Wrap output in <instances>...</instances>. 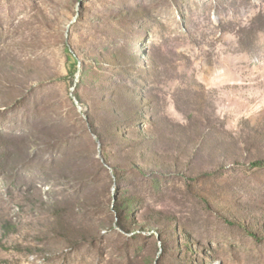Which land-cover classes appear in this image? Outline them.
Returning a JSON list of instances; mask_svg holds the SVG:
<instances>
[{
	"label": "rangeland",
	"instance_id": "1",
	"mask_svg": "<svg viewBox=\"0 0 264 264\" xmlns=\"http://www.w3.org/2000/svg\"><path fill=\"white\" fill-rule=\"evenodd\" d=\"M260 162L264 0H0V264H264Z\"/></svg>",
	"mask_w": 264,
	"mask_h": 264
},
{
	"label": "trees",
	"instance_id": "2",
	"mask_svg": "<svg viewBox=\"0 0 264 264\" xmlns=\"http://www.w3.org/2000/svg\"><path fill=\"white\" fill-rule=\"evenodd\" d=\"M257 164L264 165V162H260V163H257ZM121 209L123 210L124 209V206H121Z\"/></svg>",
	"mask_w": 264,
	"mask_h": 264
}]
</instances>
